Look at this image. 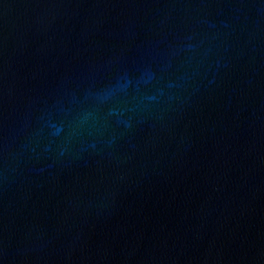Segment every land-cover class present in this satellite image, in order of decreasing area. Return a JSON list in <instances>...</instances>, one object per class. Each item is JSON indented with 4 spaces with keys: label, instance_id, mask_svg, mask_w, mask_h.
Returning <instances> with one entry per match:
<instances>
[{
    "label": "water",
    "instance_id": "95a60500",
    "mask_svg": "<svg viewBox=\"0 0 264 264\" xmlns=\"http://www.w3.org/2000/svg\"><path fill=\"white\" fill-rule=\"evenodd\" d=\"M0 264H264V0H0Z\"/></svg>",
    "mask_w": 264,
    "mask_h": 264
}]
</instances>
